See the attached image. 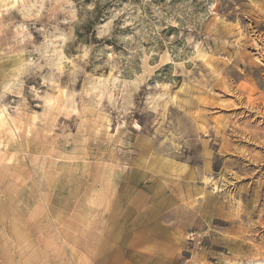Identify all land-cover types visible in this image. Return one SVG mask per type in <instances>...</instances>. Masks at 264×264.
I'll list each match as a JSON object with an SVG mask.
<instances>
[{
    "label": "rangeland",
    "instance_id": "1",
    "mask_svg": "<svg viewBox=\"0 0 264 264\" xmlns=\"http://www.w3.org/2000/svg\"><path fill=\"white\" fill-rule=\"evenodd\" d=\"M0 264H264V0H0Z\"/></svg>",
    "mask_w": 264,
    "mask_h": 264
},
{
    "label": "bare ground",
    "instance_id": "2",
    "mask_svg": "<svg viewBox=\"0 0 264 264\" xmlns=\"http://www.w3.org/2000/svg\"><path fill=\"white\" fill-rule=\"evenodd\" d=\"M167 59V58H166Z\"/></svg>",
    "mask_w": 264,
    "mask_h": 264
}]
</instances>
